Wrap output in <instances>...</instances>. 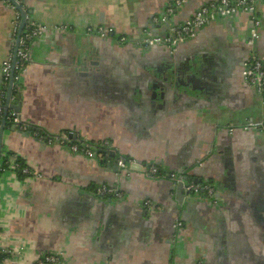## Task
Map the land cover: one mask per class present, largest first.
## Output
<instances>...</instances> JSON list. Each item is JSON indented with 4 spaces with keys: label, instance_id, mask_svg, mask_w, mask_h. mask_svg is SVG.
Instances as JSON below:
<instances>
[{
    "label": "crops",
    "instance_id": "crops-1",
    "mask_svg": "<svg viewBox=\"0 0 264 264\" xmlns=\"http://www.w3.org/2000/svg\"><path fill=\"white\" fill-rule=\"evenodd\" d=\"M175 1L15 0L26 23L45 31L10 99L17 106L21 97V111H9L52 142L4 126L2 156L23 160L32 175L0 174L2 254L19 264L48 254L62 264H264V132L245 129L264 118V96L242 74L251 57L264 58V0L253 46L252 22L239 13L175 53L145 48L148 30L168 32L161 18ZM183 1L173 25L218 0ZM16 10L0 0V71L17 12L22 22ZM59 135L94 155L54 141ZM105 141L110 150L95 151ZM152 166L160 175L148 174ZM172 173L213 186L215 199L183 188L180 206ZM104 186L122 198L99 196Z\"/></svg>",
    "mask_w": 264,
    "mask_h": 264
},
{
    "label": "built area",
    "instance_id": "built-area-1",
    "mask_svg": "<svg viewBox=\"0 0 264 264\" xmlns=\"http://www.w3.org/2000/svg\"><path fill=\"white\" fill-rule=\"evenodd\" d=\"M259 0H218L216 2L209 3L207 5L202 6L198 11L195 12L192 18L181 25H173L171 23V19L176 13V11L183 5V0H176L175 2L169 4L165 10L163 17L161 18V23L167 25L168 32L164 36H159L154 34L152 30H148L141 44L148 49L153 47H163L170 52H176L178 46L190 39L197 36V33L210 23L214 22L219 17H234L239 13L246 14L252 22L253 30L248 41L251 46H253L256 40L259 38V31L262 26L261 19V10L258 6ZM17 12V10H16ZM17 20L15 22V26L12 32V42H11V55L9 58L4 61L1 71H0V118H4L5 116V106H6V97L9 90V85L11 81V75L14 66V51L16 47V39L19 33V13L17 12ZM45 28L35 24L32 21H28L25 24V27L22 31V35L19 40V46L16 52V63H15V72L13 79V87L11 89V98L13 95L19 90L20 82L23 73L26 71L30 61H31V45L34 41H36L40 36L43 35ZM124 40V39H123ZM122 40V41H123ZM243 79L245 85L251 88L256 93L264 96V58H260L258 56L251 57L248 61H246L243 65ZM9 111V109H8ZM13 124L15 128L21 131H32L34 135L39 140L47 139L46 135L42 134L38 131L37 128H28L21 124L18 119V115L10 110ZM8 116V115H7ZM6 116V117H7ZM245 129H253L264 132V118L260 121L250 122L245 126ZM54 141L60 143L61 145H66L68 143L71 146V149L74 152H80L86 154L88 156H93V150L85 143L71 144V140L68 136H53ZM49 143H51L52 139H47ZM110 148V143L105 141L101 144L95 146L96 150H105L108 152ZM96 154V153H95ZM8 168L17 171L19 168V164L17 163L16 158H11L8 161ZM126 161L123 158H120L118 161V167L126 169ZM148 174L152 176L160 175V170L156 166H152L149 169H146ZM22 174L27 176L32 175L30 169L24 168L22 170ZM170 179L176 184H183L184 189L189 194H197L207 198L215 199L216 190L213 186L209 184L185 182L184 178L181 175L172 173L169 174ZM186 183V184H185ZM97 194L101 197H110L114 196L116 198L121 199L122 195L113 188L102 187L98 190ZM178 227H182V222H178ZM3 254L7 256L4 264H19L18 261L13 260V254L7 252L6 250H2ZM32 264H62V258L60 255L56 254H48L39 258L36 262ZM198 264H203L198 263Z\"/></svg>",
    "mask_w": 264,
    "mask_h": 264
},
{
    "label": "water",
    "instance_id": "water-1",
    "mask_svg": "<svg viewBox=\"0 0 264 264\" xmlns=\"http://www.w3.org/2000/svg\"><path fill=\"white\" fill-rule=\"evenodd\" d=\"M16 9L17 10H20L21 13H22V22L20 24V28H19V33H18V37L16 39V47H15V51H14V66H13V71H12V75H11V81H10V85H9V90H8V94H7V97H6V108H5V116L3 118V121H2V127H1V132H0V155H1V149H2V144H3V133H4V126H5V121H6V116L8 114V109L11 108V109H14L16 111V113H20L21 111V102H20V99L21 97L18 96L17 99L19 101L18 105L17 106H11V104L9 105L10 103V99H11V89L13 87V79H14V72H15V63H16V52H17V49H18V46H19V40H20V37L22 35V31L25 27V24H26V19H27V12L26 11H23L21 10V7L18 5V4H15V0H11ZM188 183V181H187ZM197 183V182H195ZM186 184V183H185ZM184 186L183 184H180L178 185V189H177V193H178V202L180 203V206H183L184 205V202H185V196H184ZM186 196H190V194L188 192H186Z\"/></svg>",
    "mask_w": 264,
    "mask_h": 264
},
{
    "label": "trees",
    "instance_id": "trees-1",
    "mask_svg": "<svg viewBox=\"0 0 264 264\" xmlns=\"http://www.w3.org/2000/svg\"><path fill=\"white\" fill-rule=\"evenodd\" d=\"M8 116L6 117V121H5V128H10V127H14V124H13V121L12 119H10V116H11V113L10 111H8ZM3 119V118H2ZM9 157L10 156H6V157H3L2 154L0 155V174L4 171V170H7L8 169V161H9ZM14 157V156H12ZM17 163L19 164V168H18V172L19 174L23 177V178H26L28 177L27 175L25 174H22V170L24 168H27V166L25 165V162L21 159H19L17 157ZM7 258V256L3 255L1 252H0V264H3L4 260Z\"/></svg>",
    "mask_w": 264,
    "mask_h": 264
},
{
    "label": "flooded vegetation",
    "instance_id": "flooded-vegetation-1",
    "mask_svg": "<svg viewBox=\"0 0 264 264\" xmlns=\"http://www.w3.org/2000/svg\"><path fill=\"white\" fill-rule=\"evenodd\" d=\"M176 52H177V50H176ZM171 53H175V52H171ZM186 182V181H185ZM188 183H190V182H188Z\"/></svg>",
    "mask_w": 264,
    "mask_h": 264
}]
</instances>
